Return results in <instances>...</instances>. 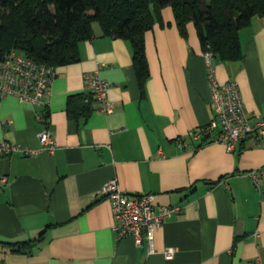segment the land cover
<instances>
[{"label": "crops", "instance_id": "obj_1", "mask_svg": "<svg viewBox=\"0 0 264 264\" xmlns=\"http://www.w3.org/2000/svg\"><path fill=\"white\" fill-rule=\"evenodd\" d=\"M145 35L150 76L142 93L129 41L104 35L79 44L80 59L58 66L48 121L57 148L42 150V106L17 96L0 99V145L6 140L35 155L0 157V239L42 241L32 254L0 245V264H264V146L248 136L235 151L217 132L190 136L214 117L209 66L193 22L181 35L173 9ZM243 58L211 66L220 84L236 81L250 122L264 116V15L240 32ZM109 82L111 113L68 115L69 97L85 92L84 74ZM184 139L186 144L180 145ZM7 177L8 183L1 178ZM116 178L131 194H154L172 205L154 235L118 238L111 200L102 188ZM169 248L175 250L166 258Z\"/></svg>", "mask_w": 264, "mask_h": 264}, {"label": "trees", "instance_id": "obj_2", "mask_svg": "<svg viewBox=\"0 0 264 264\" xmlns=\"http://www.w3.org/2000/svg\"><path fill=\"white\" fill-rule=\"evenodd\" d=\"M171 7L182 36L196 26L203 51L222 61L243 58L240 32L255 15H264V0H0V53L22 52L40 64L62 66L80 59L79 44L94 36L97 23L104 35L130 42L142 93L150 76L145 35L156 23L165 24L162 11ZM91 92L69 97L72 118L94 111ZM0 239L13 253L32 254L42 241Z\"/></svg>", "mask_w": 264, "mask_h": 264}, {"label": "built area", "instance_id": "obj_3", "mask_svg": "<svg viewBox=\"0 0 264 264\" xmlns=\"http://www.w3.org/2000/svg\"><path fill=\"white\" fill-rule=\"evenodd\" d=\"M209 66L210 84L212 90V108L214 117L211 122L200 129L193 130L190 136L201 139L204 134L217 132L215 141L225 144L229 151H235L245 138L252 137L258 146H264V116L256 115V122L251 124L249 112L243 101L239 85L229 80L220 84L215 77V70L211 66L214 57L211 51L204 52ZM58 75V68L40 64L27 57L22 52L10 50L0 53V99L14 95L29 101L33 105L42 106L43 110L36 115L42 124L38 137L43 145L42 150L53 154L57 148L52 136L49 121L48 107L50 105L51 87ZM109 82L102 79L98 72L84 74V88L93 95L94 107L104 113L113 111L108 99ZM95 110V109H94ZM186 141L182 138L180 145ZM20 151L26 155H35L39 150L22 148L4 140L0 145V157ZM257 187L264 176V170L250 173ZM2 183L7 184L8 178L2 177ZM108 196L112 203L115 218L114 230L118 238L134 236L138 245L145 239L149 252L154 253V235L166 218L181 211V207L172 205L157 206L154 203V194L135 195L124 191L116 178L110 179L101 191ZM175 250L169 248L166 258H173Z\"/></svg>", "mask_w": 264, "mask_h": 264}]
</instances>
